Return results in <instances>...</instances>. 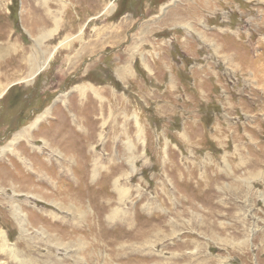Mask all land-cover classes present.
<instances>
[{"label": "rangeland", "instance_id": "374dc122", "mask_svg": "<svg viewBox=\"0 0 264 264\" xmlns=\"http://www.w3.org/2000/svg\"><path fill=\"white\" fill-rule=\"evenodd\" d=\"M0 230V264H264V0H0Z\"/></svg>", "mask_w": 264, "mask_h": 264}, {"label": "bare ground", "instance_id": "6f19581e", "mask_svg": "<svg viewBox=\"0 0 264 264\" xmlns=\"http://www.w3.org/2000/svg\"><path fill=\"white\" fill-rule=\"evenodd\" d=\"M47 36V35H46ZM44 37V36H43ZM32 60V59H31ZM32 65H34L33 63H32ZM122 72L123 73H125V75L127 74V68H123V70H122ZM124 78V77H123ZM22 133V134H21ZM25 133H26V130H23L22 132H20L18 135H17V137H22V136H24L25 135ZM16 140V139H15ZM129 147H131V145L129 146ZM117 181V180H116ZM117 185V184H116ZM115 186V185H114ZM125 189V188H124ZM126 190V189H125ZM124 190V191H125ZM128 190V189H127ZM117 191L118 192H121V189H117ZM113 212V211H112ZM114 213V212H113ZM113 213H111V214H113ZM115 213H118V210H115ZM7 244H9L8 243V239L6 238V236H5V234H4V232L3 231H1L0 230V247L2 248V251L4 250V249H8L12 254H14V251H13V249L11 248V247H9ZM4 245V246H3ZM7 246V247H6Z\"/></svg>", "mask_w": 264, "mask_h": 264}]
</instances>
